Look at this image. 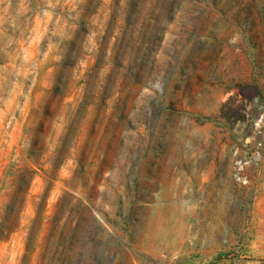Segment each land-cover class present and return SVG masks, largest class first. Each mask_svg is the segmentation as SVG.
<instances>
[{
    "label": "rangeland",
    "instance_id": "rangeland-1",
    "mask_svg": "<svg viewBox=\"0 0 264 264\" xmlns=\"http://www.w3.org/2000/svg\"><path fill=\"white\" fill-rule=\"evenodd\" d=\"M264 0H0V264H264Z\"/></svg>",
    "mask_w": 264,
    "mask_h": 264
},
{
    "label": "bare ground",
    "instance_id": "bare-ground-1",
    "mask_svg": "<svg viewBox=\"0 0 264 264\" xmlns=\"http://www.w3.org/2000/svg\"><path fill=\"white\" fill-rule=\"evenodd\" d=\"M262 122H264V115L262 116Z\"/></svg>",
    "mask_w": 264,
    "mask_h": 264
}]
</instances>
